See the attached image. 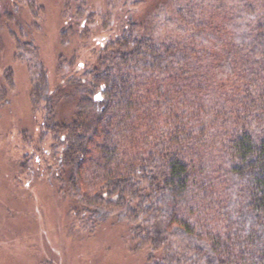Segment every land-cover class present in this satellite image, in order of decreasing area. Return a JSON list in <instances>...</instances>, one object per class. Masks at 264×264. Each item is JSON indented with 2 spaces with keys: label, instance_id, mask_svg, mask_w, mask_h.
I'll use <instances>...</instances> for the list:
<instances>
[{
  "label": "trees",
  "instance_id": "16d2710c",
  "mask_svg": "<svg viewBox=\"0 0 264 264\" xmlns=\"http://www.w3.org/2000/svg\"><path fill=\"white\" fill-rule=\"evenodd\" d=\"M118 1L115 37L88 63L60 54L51 89L39 48L12 30L33 35L34 0H0L38 141L50 138L42 170L85 232L122 226L143 264H264V0H154L142 14L140 0ZM77 30L64 19L62 43Z\"/></svg>",
  "mask_w": 264,
  "mask_h": 264
},
{
  "label": "rangeland",
  "instance_id": "374dc122",
  "mask_svg": "<svg viewBox=\"0 0 264 264\" xmlns=\"http://www.w3.org/2000/svg\"><path fill=\"white\" fill-rule=\"evenodd\" d=\"M140 1L130 10L142 14L154 5V0ZM63 3L34 0L37 17L25 7L33 35L26 36V28L12 23L17 38L39 48L51 89L60 81L59 55L65 53L67 60L73 57L74 63L91 62L93 52L100 49L99 41L115 37L119 12L127 13L118 0H88L81 14L74 9L75 3L64 14ZM64 19L78 28L66 44L60 37ZM15 37L6 28L0 30V87L7 90L0 101V264H143L145 253L132 251L123 239L122 226L107 222L88 234L81 216L70 210V197L47 179L41 151L47 154L50 138L38 141L37 123H32L36 117L31 112L30 76L26 63L15 58ZM7 69L12 72V85L4 81ZM68 100L61 95L57 107L61 114L74 109ZM27 154L29 161L22 169Z\"/></svg>",
  "mask_w": 264,
  "mask_h": 264
}]
</instances>
